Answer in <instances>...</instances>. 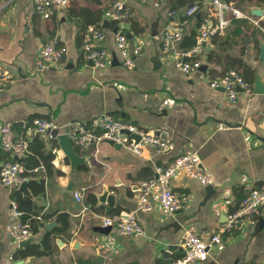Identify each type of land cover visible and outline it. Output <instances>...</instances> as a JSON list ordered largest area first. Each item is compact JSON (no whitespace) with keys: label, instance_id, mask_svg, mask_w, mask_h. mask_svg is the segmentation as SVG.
Instances as JSON below:
<instances>
[{"label":"crops","instance_id":"obj_1","mask_svg":"<svg viewBox=\"0 0 264 264\" xmlns=\"http://www.w3.org/2000/svg\"><path fill=\"white\" fill-rule=\"evenodd\" d=\"M113 1L75 0L44 19L33 0H0V126L14 122L22 134V124L30 125L34 118H49L64 128L112 115L148 130H166L174 147L160 152L145 145L139 154L103 140L76 148L78 159L73 162L60 143L35 139L23 164L28 181L42 179L45 190L35 195L28 183L26 193L19 191L42 217L30 243L41 248L45 244L47 252L17 257L23 247L7 232L14 189L0 181V264H170L184 253L180 242L186 231L207 242L214 234L222 237L221 244L210 246L205 261L192 264H264V205L251 221L224 229L242 199L264 188V33L251 20L261 18L264 24V0H225L249 16L238 19L252 26L235 36L229 23L225 35L233 45L220 50L212 37L196 55L183 56L181 60L202 63L189 74L177 66L178 55L194 47L208 7L193 16H186L185 10L208 0H123L130 12L124 26L129 47L142 45L134 69L122 65L118 23L104 16ZM181 21H186L183 38L165 51V28ZM91 24L105 34L96 45L107 50L104 68H94L83 56L82 33ZM52 37L67 47L66 55L62 63L41 69L40 49ZM212 51L216 54L209 60ZM233 61L241 62L235 70L252 77L253 90L249 96L240 90L236 102L229 101L223 88L210 87ZM187 149L198 152L214 183L203 186L180 173L171 185L189 196L185 206L169 213L154 201L151 211L140 210L142 183L156 176L157 166L169 165ZM9 159L0 150V167ZM79 191L82 201L75 198ZM122 211L135 212L143 235H119L103 224ZM59 215L67 216L64 225Z\"/></svg>","mask_w":264,"mask_h":264},{"label":"built area","instance_id":"obj_2","mask_svg":"<svg viewBox=\"0 0 264 264\" xmlns=\"http://www.w3.org/2000/svg\"><path fill=\"white\" fill-rule=\"evenodd\" d=\"M73 1L75 0H33V4L38 15L44 19H49L53 13L68 8ZM204 5L208 7V12L200 18L194 47L191 51L178 55L177 66L186 74L199 69L202 63L198 59L181 60L183 56L196 55L200 52L205 41L214 36L223 35L231 19L249 17L225 0H208L204 4L193 3L186 8L185 15L193 16L201 13ZM104 16L118 23L116 46L121 54L122 65L127 69H134L135 59L141 54L142 45L137 44L132 48L129 47V39L124 26L129 19L130 12L125 1H113L104 11ZM251 20L264 33L261 18H251ZM185 25L186 21H181L172 23L165 28L163 36L165 51L183 38ZM82 34L84 58L92 63L94 68H104L108 62L107 50L104 48L99 50L96 47L105 40L103 30L98 25L91 24L85 28ZM66 52L67 47L61 44L57 37H52L40 49L37 65L42 69L52 63H62ZM210 87L214 89L223 88L231 102L237 101L240 90L248 96L253 92L251 83L245 80L235 69H231L213 79L210 82ZM22 126L24 128L22 134L16 132L14 122H4L0 126V150L10 156L9 160L1 164L0 181L4 186L17 190H20L21 186L29 180L30 176L23 160L31 153V145L39 137L60 143L59 137L67 135L75 148L82 149H87L93 143L99 145L103 140H112L139 154L145 145H149L160 152H167L174 147V144L166 138V130L160 128L148 130L112 115H104L90 124L72 122L64 128H59L49 118H34L30 125L23 123ZM133 135L139 137V140ZM54 152H56L55 149ZM40 168L44 169V166L41 165ZM180 173L197 180L203 186H210L214 183L213 174L203 165L198 152L187 149L169 165L157 166L156 176L142 183L139 209L151 211L155 205L154 201L169 213H174L185 206L189 201V196L178 193L171 185L172 179ZM75 198L82 201L83 191L76 192ZM263 205L264 188L250 191L242 199L239 208L228 215L224 229L231 231L251 221ZM22 218L23 212L19 209L18 203L12 199L10 202V223L7 226V232L12 241L19 246L32 237L30 222L23 221ZM37 218L40 219L41 217L37 216ZM103 224L114 228L119 235L141 236L144 234V228L133 211H122L118 216L107 217L104 219ZM221 243L220 233L212 235L210 241L207 242L196 233L186 231L180 242L184 253L182 256L175 258L170 264H192L205 261L210 246Z\"/></svg>","mask_w":264,"mask_h":264},{"label":"trees","instance_id":"obj_3","mask_svg":"<svg viewBox=\"0 0 264 264\" xmlns=\"http://www.w3.org/2000/svg\"><path fill=\"white\" fill-rule=\"evenodd\" d=\"M263 24V23H262ZM230 25L235 27L234 28V34L235 36H241L243 34V31L245 29L251 28V23L246 20V19H232L230 22ZM264 25V24H263ZM228 28H226L225 33L223 35L219 36H214L212 38L213 42L217 45V47L220 50H226L229 46L233 45L234 42L232 41L233 39L228 37L226 34ZM216 54L215 51H212L209 53V60H212V57H214ZM236 65H241L240 63H237L235 61L231 62L230 64L227 65L225 71L222 73V75L236 67ZM250 73V70H249ZM242 75V74H241ZM245 80H247L249 83H252V77L250 78L248 76L242 75ZM30 188L32 189L33 193L35 195L42 194L45 190L44 188V181L42 179H31L28 181ZM12 199L15 200L18 203L19 209L23 212V221H28L31 224L32 230L37 231L40 223L39 219H37V216L40 215V210L36 207L34 202L27 196H23L22 193L14 189L12 191ZM42 218V217H41ZM67 216L66 215H59L58 220L60 222H66ZM45 241H43V244ZM46 248L45 244L41 248L38 244L36 243H29L25 247L18 249L17 251V257L18 258H26V257H41L44 254H46Z\"/></svg>","mask_w":264,"mask_h":264},{"label":"water","instance_id":"obj_4","mask_svg":"<svg viewBox=\"0 0 264 264\" xmlns=\"http://www.w3.org/2000/svg\"><path fill=\"white\" fill-rule=\"evenodd\" d=\"M256 15L260 16L261 13L258 12L256 13ZM262 47V51L264 52V43H262L261 45ZM128 133V132H126ZM137 140H139V137H137L136 135H133ZM59 142H60V145L63 149V151L66 153V155L73 161H77L78 159V156H77V153H76V148L74 147V145L72 144V142L70 141L69 137L67 135H61L59 137ZM109 142L113 145H121L119 143H116L112 140H109ZM27 185H28V182L24 183L22 186H21V191L26 193L27 192ZM31 242V239L28 240V241H25V242H22L20 244V247H25L27 244H29Z\"/></svg>","mask_w":264,"mask_h":264}]
</instances>
